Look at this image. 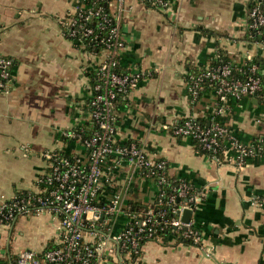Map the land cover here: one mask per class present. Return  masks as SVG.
I'll return each instance as SVG.
<instances>
[{"label": "crops", "instance_id": "obj_1", "mask_svg": "<svg viewBox=\"0 0 264 264\" xmlns=\"http://www.w3.org/2000/svg\"><path fill=\"white\" fill-rule=\"evenodd\" d=\"M167 1L163 9L126 0L120 65L153 75L137 83L126 104L117 105L116 140L137 141L150 158L167 162L170 177L205 191L191 215L202 243L167 234L146 240L137 257L121 259L116 251L98 264H264V155L238 165L237 153L229 149L217 161L191 138L163 127L190 116L209 121L216 95L195 100L190 76L211 66L221 52L236 66L249 56L258 59L264 75V48L247 36L251 0ZM77 2L0 0V54L14 61L9 91L0 90V197L38 190L45 151L87 157L79 139L65 136L89 133L92 126L89 72L97 59L67 37L63 24ZM229 105L219 118L244 142L264 135L260 95L231 98ZM112 169L102 195L120 190L132 208L154 206L159 193L154 179L127 163ZM57 226L49 212L20 215L0 226V258L9 261L24 250L42 253L55 246Z\"/></svg>", "mask_w": 264, "mask_h": 264}, {"label": "built area", "instance_id": "obj_2", "mask_svg": "<svg viewBox=\"0 0 264 264\" xmlns=\"http://www.w3.org/2000/svg\"><path fill=\"white\" fill-rule=\"evenodd\" d=\"M101 1L108 3V8ZM141 1L157 8L169 6L167 0ZM253 1L247 25L254 37V34H263L264 14L259 8L261 0ZM125 3L126 0H78L63 22L67 37L89 57L97 59L90 70L94 71V77L89 75L88 108L92 121L89 134L86 136L83 131L65 133L81 141L87 157L73 155L71 158L62 151H45L47 166L38 180V190L21 191L12 198L0 197V226H8L9 221H15L18 216L33 213L49 212L58 219L59 239L54 247L42 255L24 250L10 264H98L99 259L116 251L121 259L138 256L143 242L161 237L167 229L184 241L194 245L202 243L195 220H183V213L199 209L205 191L183 181L171 192H166L164 186L170 177L167 162L150 158L137 141L122 144L116 140L117 97L129 93L140 80L153 75L151 71H119L120 54L125 48L122 36ZM92 21L97 23L95 27L88 26ZM88 44L91 50L86 48ZM260 44L264 48V41ZM98 46L102 48L96 50ZM247 60L245 67L236 68L228 62L211 65L190 76L195 100L204 89V80L215 88L218 102L210 106L211 117L207 124L190 116L163 127L175 136L191 138L217 161H223L229 149L237 153L238 165H243L253 155H264V135L246 143L219 118L229 110L230 97L257 94L264 100L257 59L249 56ZM13 64L11 57L0 54L1 91H9ZM219 152L223 158L218 156ZM125 163L134 171L156 178L159 193L154 206L135 210L125 204L120 190L108 197L102 195L105 180L113 179L108 172Z\"/></svg>", "mask_w": 264, "mask_h": 264}, {"label": "trees", "instance_id": "obj_3", "mask_svg": "<svg viewBox=\"0 0 264 264\" xmlns=\"http://www.w3.org/2000/svg\"><path fill=\"white\" fill-rule=\"evenodd\" d=\"M258 1V0H257ZM102 3V5L106 8H108V3H107V5H106V3H105V1H101ZM146 3L148 4V5H150L147 1H146ZM254 4V1L253 0H251V2H250V5H253ZM259 8H260V10L262 11V13L264 14V0H261L260 1V3H259ZM96 22L95 21H92V22H90L89 24H88V26H91V27H95L96 26ZM262 30H263V34H261V35H258V34H254L255 36L254 37H256V38H254L253 37V35L251 36V32L249 31V29H248V38H250V39H253L254 41H256V42H258V43H260V42H262V41H264V26L262 27ZM253 33V32H252ZM89 46H91V44H88L87 46H86V48L88 49V50H91V48L89 47ZM102 47H100V46H98V47H96L95 49L96 50H100ZM228 62H231L230 61V59L224 54V53H220L219 55H218V58H216L215 60H214V62L212 63V65H214V66H217V65H221V64H224V63H228ZM232 63V62H231ZM257 63L259 64V60L257 59ZM233 65H235V64H233ZM245 65L247 66L248 64H247V62L243 65V67H245ZM235 67L237 68L238 66H236L235 65ZM119 71H121V72H123V73H127V72H129L130 70H128V69H125V68H123L120 64H119ZM236 71V75L237 76H241V74L237 71V70H235ZM201 71H194L192 74H194V75H197V74H199ZM260 73V76L262 77V79H263V86H264V75L261 73V72H259ZM89 75L90 76H92V77H94V71H90L89 72ZM203 85H204V89L199 93V96H198V99L197 100H199L200 98H202L203 96H204V94H206V93H214L215 94V88L212 86V85H210V83L207 81V80H204V82H203ZM130 93H131V91H129V93L127 92V93H125V94H120L118 97H117V101H116V107H117V105H119V104H126L128 101H129V96H130ZM261 93H263L264 94V90L261 92ZM216 95V94H215ZM125 96V98H123ZM231 98L233 99L234 97H230V99H229V101L231 100ZM218 102V98L216 97V103ZM198 118V120L201 122V123H204L205 121L204 120H202L201 118H199V117H197ZM206 124H207V122H206ZM89 133H86V136L88 135ZM195 144H196V146H197V148L198 149H200L202 152H205V153H207V151H204V150H202L200 147H199V145H198V143L197 142H195ZM68 156H70L71 158L73 157V155H71V154H69ZM218 156H220V157H222L223 158V154H221V152H219V155ZM167 171H168V167H167ZM168 173V172H167ZM169 175V174H168ZM152 179H154L155 180V182H157V180H156V178H154V177H151ZM181 182H183V180H181V179H178V178H172V177H169L168 178V182H167V184L164 186V189H166V192H171L172 191V189L176 186V185H178V184H180ZM20 195V194H19ZM23 195V194H22ZM185 200V199H184ZM141 208H144V207H135V210H138V209H141ZM10 222V224H12L14 221H9ZM9 224V225H10ZM172 233H175V232H173V231H171V229H167V230H165V231H163L162 232V234H161V236H165V235H167V234H172ZM188 242V241H187ZM144 243V242H143ZM52 247H54L53 245H51V244H49L47 247H46V249L45 250H47V249H49V248H52ZM44 250V251H45ZM43 253V252H42ZM42 253H40L41 255H42ZM135 257H137V255L135 254ZM15 259H16V257L15 258H12V259H10L9 261L6 259H2V258H0V263H6V264H10L12 261H15Z\"/></svg>", "mask_w": 264, "mask_h": 264}, {"label": "water", "instance_id": "obj_4", "mask_svg": "<svg viewBox=\"0 0 264 264\" xmlns=\"http://www.w3.org/2000/svg\"><path fill=\"white\" fill-rule=\"evenodd\" d=\"M254 96L257 97V94H255ZM193 214L192 210H185L183 213V220L185 221H189L191 219V215Z\"/></svg>", "mask_w": 264, "mask_h": 264}]
</instances>
